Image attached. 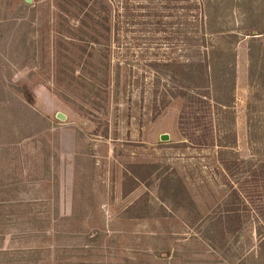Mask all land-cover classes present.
<instances>
[{"label":"rangeland","instance_id":"rangeland-1","mask_svg":"<svg viewBox=\"0 0 264 264\" xmlns=\"http://www.w3.org/2000/svg\"><path fill=\"white\" fill-rule=\"evenodd\" d=\"M85 1L0 0V264H264V192L247 193L241 230L207 232L232 181L216 148L182 143L181 101L163 106L169 83L146 65L182 54L187 0H103L110 39L99 43L90 27L103 21ZM248 41L235 46L242 158L252 150ZM169 174L191 205L161 199ZM145 201L150 211L129 217Z\"/></svg>","mask_w":264,"mask_h":264},{"label":"trees","instance_id":"trees-1","mask_svg":"<svg viewBox=\"0 0 264 264\" xmlns=\"http://www.w3.org/2000/svg\"><path fill=\"white\" fill-rule=\"evenodd\" d=\"M79 2L86 6L85 0ZM186 8V28L183 32L175 31L177 35L182 34L184 40L182 54L172 57L168 52L164 59L152 58L146 65L155 77H160L158 83L161 77L169 83L164 84L163 92L157 84L155 86L156 94L158 90L161 92L163 106L173 100L181 101L177 126L182 143L216 148L217 161L232 181L223 216L210 221L207 231L214 230L224 238L226 234L241 230L244 218L239 207L248 201L247 193L264 192V45L261 43V39L264 40V0H187ZM90 20L95 24L103 23L101 29L90 27V39L95 43H99V39L108 42L110 26L105 22L110 18L103 0H90ZM246 36L250 39L247 44L250 96L246 128L252 150L247 158H242L236 150L235 46ZM128 177V174L124 175L126 180ZM134 180L130 189L123 187L124 194L136 187L137 180ZM158 189L164 193L161 199L171 198L175 207L192 204L176 174L161 177ZM137 204L129 206V213L134 206L137 209L136 214L129 217H143L150 211V204L146 201L142 207ZM260 227L262 229L256 231L261 238L257 251L261 260L264 224Z\"/></svg>","mask_w":264,"mask_h":264},{"label":"water","instance_id":"water-1","mask_svg":"<svg viewBox=\"0 0 264 264\" xmlns=\"http://www.w3.org/2000/svg\"><path fill=\"white\" fill-rule=\"evenodd\" d=\"M161 139H162V140H165V139H166V136H165V135H163V136L161 137Z\"/></svg>","mask_w":264,"mask_h":264},{"label":"crops","instance_id":"crops-1","mask_svg":"<svg viewBox=\"0 0 264 264\" xmlns=\"http://www.w3.org/2000/svg\"><path fill=\"white\" fill-rule=\"evenodd\" d=\"M247 64H248V59H247ZM256 256H257V251H256ZM258 258V257H257Z\"/></svg>","mask_w":264,"mask_h":264}]
</instances>
